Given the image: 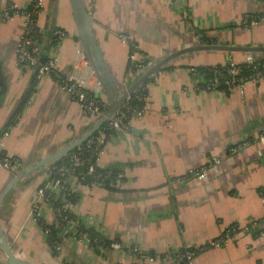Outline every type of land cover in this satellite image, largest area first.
<instances>
[{"label": "crops", "instance_id": "0c3cea01", "mask_svg": "<svg viewBox=\"0 0 264 264\" xmlns=\"http://www.w3.org/2000/svg\"><path fill=\"white\" fill-rule=\"evenodd\" d=\"M29 2L0 0V8ZM83 2L91 7L105 81L112 82L109 97L104 90L101 96L111 105L135 83L128 67L132 50L121 45L120 35L147 56L149 67L171 52L206 45L204 36L214 44L264 47V20L259 18L264 0ZM38 22L44 32L42 49L49 29L66 33L58 71L68 75L79 46L68 0H44ZM20 31L19 21H0V156L20 161L15 171L0 168V197L21 175L0 202V242L4 234L13 255L32 264H137L134 248L154 257L151 264H184L178 255L191 245L195 264H264V235L240 230L264 219V77L246 83L243 93L211 91L200 73L192 72L193 67L222 65L229 55L239 64L264 57V52H188L147 79L145 113L127 133L108 139L97 156L100 168L122 174L116 190L79 184V200L70 210L76 222L117 240L119 248L94 252L68 232L53 255L30 214L47 174V165H37L85 137L96 122L78 111L56 79L39 82L33 70L15 66ZM225 40L232 44L218 43ZM81 69L88 71L83 63ZM89 81L93 87L95 78ZM67 183L77 181L69 176ZM40 213L52 221L49 206L42 205ZM230 226L238 228L234 239L200 249ZM5 260L0 248V264Z\"/></svg>", "mask_w": 264, "mask_h": 264}, {"label": "built area", "instance_id": "2783aa9c", "mask_svg": "<svg viewBox=\"0 0 264 264\" xmlns=\"http://www.w3.org/2000/svg\"><path fill=\"white\" fill-rule=\"evenodd\" d=\"M43 10L44 0H30L25 7L7 3L0 8V21L2 23L19 21L21 24V33L15 46V66L21 70L26 69L35 71V77L39 82L47 77H53L56 79L61 89L67 94L69 101L76 105L78 111L87 119L97 123L110 110L112 105L107 99L101 96L103 89L91 71L81 47L78 46V50L75 52L72 71L68 75L60 74L58 71L61 63L60 51L62 43L67 38V35L61 29L56 28L52 32L53 42L46 59L43 63H41L39 59V42L42 41L44 32L40 28L38 21ZM87 14L90 15L89 10H87ZM260 19L264 20V14L261 15ZM119 40L121 45H128L132 50V52L129 53L128 64H130V67L132 68V70L130 69V74L133 76V82H135L137 77L139 78V76L150 68V63H148L147 56L137 48L128 36L120 35ZM197 45H199V43H197ZM260 61L264 62V57L259 59L248 57L242 63L238 64L229 55L226 62L223 63L226 67V77H224L223 74H217V76L211 81H206L205 75L200 74V76L207 89L211 91L234 88L240 93H243L246 83L256 82L264 77V72H260L256 68V64ZM82 63L85 65V68L86 66L88 67V71L85 73H83L81 69ZM241 65H246L251 71V74L248 76L240 75ZM192 72H196V67L192 68ZM91 76L95 78L93 87L89 85V79ZM146 86L147 85L143 83L134 90L124 100L117 111L107 119V121H105L95 133L87 138L84 143L74 148L75 152L69 155V159L74 162L75 166H81L83 164L80 159L84 156V150L93 147L95 151V160L92 163H88L87 173L89 175H94L95 169L100 168L97 162V156L102 147L107 143L108 139L112 138L116 133H127L132 126V121L136 118H140L145 113L146 109L144 104L137 105L136 103H133V101L136 100L142 102L145 100L144 93L146 91ZM263 136L264 132L261 137ZM237 150L239 149H233V151ZM53 162L47 164L49 166L46 167V180L44 183L40 184L36 190V200L31 205V217L37 224L39 219H42L48 225L53 222L63 221L61 224L62 229L60 230V238L61 235H66L70 232V234L76 239L79 237L78 239L81 243L90 247L88 237L86 235L79 236L78 231L76 230L77 222L68 221L66 220V217L63 216V212L68 211L70 213L71 207L73 206L65 198L66 191H69L71 194H77L78 185L81 184V182L76 180L77 183L75 185H69L65 177L70 176L72 170L65 165L55 169V167L52 166ZM19 165L20 161L13 157L4 158L0 156V168L2 169L15 171ZM189 173L192 175L198 174L194 173L192 170L189 171ZM121 175L122 174L119 173L118 177L122 178ZM98 177H100V175H97L96 178ZM117 183L118 182H116V185ZM64 186L68 187V189L64 188ZM92 186L102 187L99 182L90 187ZM52 199H60L61 207H54ZM42 205H47L51 208L52 221L50 223H47V221L41 217L40 209ZM254 226H256L255 221H250L247 226L242 227L240 230L242 233H250ZM40 229L42 230L43 235L47 237V231H44L42 228ZM237 232L238 228L236 229L235 226H230L223 230L220 237L210 241L206 244L207 246L201 247L200 249H206L208 247L217 248L222 243L225 244L229 240L234 239ZM258 235H264V222ZM60 238L58 243L54 244L55 253L59 252ZM110 248L118 249L119 245L112 244ZM131 250L139 260V263L137 264H151L156 260L154 257L152 258L148 256L147 253L139 251L138 249L131 248ZM55 253L53 255H55ZM169 256L170 254H166L163 257L164 260H168L166 258ZM178 256L181 257L184 264H195V249L191 245L184 246ZM66 264L70 263L67 262ZM126 264L132 263L128 262Z\"/></svg>", "mask_w": 264, "mask_h": 264}, {"label": "water", "instance_id": "95a60500", "mask_svg": "<svg viewBox=\"0 0 264 264\" xmlns=\"http://www.w3.org/2000/svg\"><path fill=\"white\" fill-rule=\"evenodd\" d=\"M68 4L71 8L72 15L74 17L75 21V28H76V38L78 40V43L82 49V52L88 62V65L93 72L94 76L96 77L97 81L101 85L104 92L109 97V92L111 88L112 82L105 81V73L101 66V55L100 50L98 49L96 42H94L93 39V33H92V27L90 25V17L87 14L86 6L83 2V0H68ZM52 28L49 29L45 33V45L43 49L41 48L39 50V59L41 63L44 62L45 56L47 55V52L49 51V48L51 47V44L49 43L50 40H52ZM48 50V51H47ZM208 52V51H217V52H224L226 54L228 53H236V52H244V53H253V52H264V47H240V46H234V45H222V44H206V45H193V47L189 49H181L179 51H175L174 53L171 52L169 55L158 61L157 63L153 64L150 68H148L136 81L133 83V85L127 89L125 93H123L119 99L114 100L111 99L112 107L110 110L102 117L93 127L89 133L82 139L72 143L68 147H66L64 150L53 154L52 156L42 160L40 163H38L37 167L47 165L60 157L66 155L70 151H72L77 146L81 145L87 138H89L101 125L107 121L121 106V104L124 102V100L134 91L136 90L141 84L145 83L147 79H149L153 74H155L157 71H159L161 68H163L165 65L169 64V61L175 56L179 57L183 54H186L188 52ZM35 72V71H33ZM34 169H31L29 171H26V173L32 172ZM20 176H15L14 179L9 183L7 188L5 189L4 193L0 197V202L2 198L8 193V191L14 186L15 183H17L20 180ZM1 230V229H0ZM0 248L4 251L6 260L4 264H32L30 262L24 261L13 255L12 251L9 249L7 243H6V237L4 234L1 235V242H0Z\"/></svg>", "mask_w": 264, "mask_h": 264}, {"label": "trees", "instance_id": "16d2710c", "mask_svg": "<svg viewBox=\"0 0 264 264\" xmlns=\"http://www.w3.org/2000/svg\"><path fill=\"white\" fill-rule=\"evenodd\" d=\"M261 17V16H260ZM259 17V18H260ZM231 27V26H229ZM201 37L204 36L202 34H199ZM202 40L206 41V44H212L214 40H211L207 37H202ZM44 44V41L39 42V46H42ZM259 61V60H258ZM129 69L132 70L130 67V64L128 65ZM256 68L260 72H264V62L260 61L256 64ZM196 71L198 73L205 75L206 81H211L217 74H223L224 77H226V67L222 64L216 65L213 67H196ZM251 74V71L246 67V65H241V72L240 75L242 76H248ZM145 95V93H144ZM133 103H136L137 105L144 104V100L142 102H138L136 100L133 101ZM84 146V144H83ZM75 152V149L64 155L63 157L57 159L52 163V166L57 169L58 167H61L62 165H65L69 167L72 170V174L70 176H74L75 179L78 182H81L84 186H91L99 182L102 185V188L108 190V191H115L116 190V182L119 180L118 174L120 173L117 169H100L96 168L94 175H89L87 173V166L88 163H92L95 160V151L93 147L86 148L84 150V156L80 159L83 164L81 166H75L74 162L69 159V155L73 154ZM90 161V162H88ZM97 175H100V177L96 178ZM66 176L65 178L67 179ZM82 178V179H81ZM64 188L68 189V187ZM67 195V196H66ZM65 198L70 204H76L79 200L78 194H71L69 191H66ZM52 204L54 207H61V201L60 199H52ZM63 216L66 217V220L68 221H76V217L69 213L68 211L63 212ZM63 221H57L53 222L52 224L48 225L46 224L42 219L38 220V225L40 228H42L44 231H47V237L46 242L48 247L51 249L52 253H55L54 244H57L59 241L60 236V230L62 229ZM264 219L261 221H255L256 226L252 228L251 231L255 232V235H258V233L262 229ZM76 230L78 231L79 236L86 235L89 239L90 248L97 252L99 250H106L109 248L112 244L119 245L117 240H108L101 234L97 233L93 229H88L85 226H83L80 222H77L76 224Z\"/></svg>", "mask_w": 264, "mask_h": 264}, {"label": "rangeland", "instance_id": "374dc122", "mask_svg": "<svg viewBox=\"0 0 264 264\" xmlns=\"http://www.w3.org/2000/svg\"><path fill=\"white\" fill-rule=\"evenodd\" d=\"M210 3H213L214 2V0H208ZM257 1H259V0H257ZM84 4H85V2H84ZM85 6H87V5H85ZM87 9H88V7H87ZM89 11H90V15H89V17H90V21H91V16H92V12H91V7H89V9H88ZM11 22H15V21H11ZM242 23V22H241ZM225 28H228V27H225ZM76 36V35H75ZM212 40H214V39H212ZM75 41H78L77 39H75ZM214 43H216L215 42V40H214V42L212 43V44H214ZM218 43H226V44H232V43H230V42H228V41H223V42H218ZM78 45H79V43H78ZM79 47H80V45H79ZM41 49V46H39V48H38V55H39V50ZM46 57H47V55L45 56V59H46ZM44 59V60H45ZM47 166H49V165H47Z\"/></svg>", "mask_w": 264, "mask_h": 264}]
</instances>
